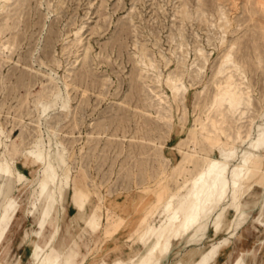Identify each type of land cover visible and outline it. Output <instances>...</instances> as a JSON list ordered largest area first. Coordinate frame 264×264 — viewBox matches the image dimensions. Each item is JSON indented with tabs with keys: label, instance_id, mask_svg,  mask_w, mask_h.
I'll list each match as a JSON object with an SVG mask.
<instances>
[{
	"label": "rangeland",
	"instance_id": "obj_1",
	"mask_svg": "<svg viewBox=\"0 0 264 264\" xmlns=\"http://www.w3.org/2000/svg\"><path fill=\"white\" fill-rule=\"evenodd\" d=\"M263 125L264 0H0V264L138 261L219 151L239 188L163 264H264Z\"/></svg>",
	"mask_w": 264,
	"mask_h": 264
},
{
	"label": "bare ground",
	"instance_id": "obj_2",
	"mask_svg": "<svg viewBox=\"0 0 264 264\" xmlns=\"http://www.w3.org/2000/svg\"><path fill=\"white\" fill-rule=\"evenodd\" d=\"M218 102L220 106L225 105L234 115L240 110L242 98L238 91L232 88V84L228 82L224 89V94L218 97ZM252 147L257 151L264 149V125L259 129ZM231 156L229 153L221 154L219 151L218 159L210 161L207 167L200 171L191 182L189 191L182 198L180 206L176 210H172V204H166L163 210L165 219L161 228L154 233L152 239L146 244L145 254L139 256L138 261L132 264H163L175 242L185 239V243L188 244L197 237L208 215L227 197L230 191L239 188L240 180L243 177V167L248 163V159L243 157L242 166L230 168ZM231 205L232 203H227L221 208V213L214 220V231L220 225L219 220L223 211L227 210ZM52 207L53 199L49 189L42 193L41 207L36 210L38 215L42 217V222L39 224L40 227L43 226L47 217L46 208L51 209ZM240 213L241 210L238 215ZM255 218L252 223H255ZM226 229L228 230L229 227ZM260 229L259 227L258 233ZM252 231L253 227L250 225L243 233H247L250 238H253ZM144 239L142 238L141 242H144ZM218 248H214L209 253L198 252V261L191 262V264H213L218 256L216 252ZM254 262L255 255L247 251L241 257H236L233 264H253ZM52 264H73V255L65 256L61 261H54Z\"/></svg>",
	"mask_w": 264,
	"mask_h": 264
}]
</instances>
